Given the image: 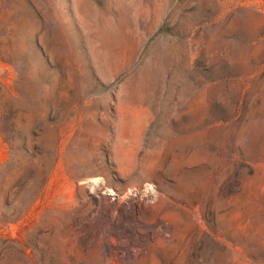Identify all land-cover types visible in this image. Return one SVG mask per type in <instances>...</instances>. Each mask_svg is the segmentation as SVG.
Instances as JSON below:
<instances>
[{
    "label": "rangeland",
    "instance_id": "rangeland-1",
    "mask_svg": "<svg viewBox=\"0 0 264 264\" xmlns=\"http://www.w3.org/2000/svg\"><path fill=\"white\" fill-rule=\"evenodd\" d=\"M0 264H264V0H0Z\"/></svg>",
    "mask_w": 264,
    "mask_h": 264
},
{
    "label": "trees",
    "instance_id": "trees-1",
    "mask_svg": "<svg viewBox=\"0 0 264 264\" xmlns=\"http://www.w3.org/2000/svg\"><path fill=\"white\" fill-rule=\"evenodd\" d=\"M3 95H4V94H1V93H0V99H3V97H2Z\"/></svg>",
    "mask_w": 264,
    "mask_h": 264
}]
</instances>
